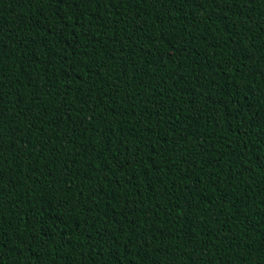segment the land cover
Listing matches in <instances>:
<instances>
[{
  "label": "trees",
  "instance_id": "trees-1",
  "mask_svg": "<svg viewBox=\"0 0 264 264\" xmlns=\"http://www.w3.org/2000/svg\"><path fill=\"white\" fill-rule=\"evenodd\" d=\"M0 264H264V0H0Z\"/></svg>",
  "mask_w": 264,
  "mask_h": 264
}]
</instances>
